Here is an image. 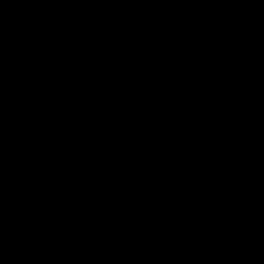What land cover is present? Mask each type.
Returning <instances> with one entry per match:
<instances>
[{"label":"rangeland","instance_id":"374dc122","mask_svg":"<svg viewBox=\"0 0 264 264\" xmlns=\"http://www.w3.org/2000/svg\"><path fill=\"white\" fill-rule=\"evenodd\" d=\"M244 1L250 17L256 20L253 22L256 38L248 41L250 55L239 54L235 68L230 70L223 54L226 48L214 42L215 32L213 37L209 32L195 38L192 25L186 22L185 26V19L190 24L196 20V11L215 9L199 1H193L191 7H173L168 12L158 10L160 14L184 19L181 21L183 37L178 41L182 43V50L177 51L156 48L151 41L158 34L129 30L121 0L101 4L99 8H92L89 0H0V29L4 30V35L0 30V76L2 67L5 73L15 47L27 34L54 36L72 32L85 40L104 37H112L117 42L133 40L134 48L145 51L139 55L135 68L147 75L141 78L147 92L141 96L137 91L144 86L141 80L132 78L138 88L130 90L127 96L133 104L135 99L140 101L153 95L154 90L161 91L158 97L148 98L146 108L131 104L128 118H131L132 128L121 141L124 148L133 142L128 150L132 156L125 153L124 148L99 150L92 148L93 145H89L85 155L81 154L74 145L85 137V132H80L84 128L67 134L63 122L57 118L20 124L9 103L1 99L4 145L0 144V167L4 163V175L9 176L0 184V202L4 200L2 220L7 219V223L22 215L26 225L43 224L39 232L35 230L26 238L21 249L29 245L31 250L40 251L50 238L51 247L56 246L53 259H57V251L64 252L61 258L70 262L68 257L73 255L75 259L80 256L77 250H82L99 258L98 264H127L128 261L129 264H176L167 262L168 255L162 256L167 252L162 243L157 244L160 241L155 237L159 230L168 227L166 220L171 217L168 213L182 203L184 194H191L192 176L199 172L194 166V155L200 153L198 158L205 160L206 145L221 143L224 146L235 140L223 133L225 124L220 112L226 104L220 98L235 90L226 89L224 85L233 79L244 80L246 84L250 80L264 79L263 70H254L264 69V0ZM191 8L195 9L194 13ZM77 9L85 13L74 23L50 26L53 29L44 25L53 15ZM225 14L226 11L216 12L213 16L219 20L234 19V13L227 17ZM232 61L235 62L234 56ZM179 78V86L170 91L157 87L178 83ZM240 102L231 104L232 109L238 108ZM117 130H112V134H120ZM129 138L131 141L126 142ZM142 144L147 148L142 149ZM135 146L138 149H134ZM24 148H28L31 155L23 153ZM143 170L147 171L144 184L142 175L134 174ZM70 171L77 173L58 181L57 177H52ZM118 181L120 185H116ZM142 184L147 187L146 191L138 190ZM61 201L69 207L68 211L62 209ZM28 251L27 248L23 254L33 253ZM175 251L174 245L171 258H175ZM10 263L23 264V260Z\"/></svg>","mask_w":264,"mask_h":264},{"label":"crops","instance_id":"0c3cea01","mask_svg":"<svg viewBox=\"0 0 264 264\" xmlns=\"http://www.w3.org/2000/svg\"><path fill=\"white\" fill-rule=\"evenodd\" d=\"M121 1V5L126 8L124 16L129 30L139 29L143 31L142 33L158 34L151 41L158 49L182 50L180 45L182 43L178 41L183 37L181 36L184 29L181 22L184 21L183 17L166 16L160 14L158 10L168 12L175 3L177 8L191 7L193 1L197 0ZM198 1L205 6L212 5L215 9L212 12L211 10L195 12V9L191 8L193 13L198 15L197 22L195 20L190 24V21L185 19V26L186 22L189 26L192 25L195 29V38L209 32L213 33V37L215 32L217 37L213 38L214 42H220L226 48L223 53L226 56L225 63L228 69L233 70L239 54H243L244 57L250 55L248 43L256 38L253 32L255 28L253 22L256 20L250 17L244 0ZM224 11L226 17L234 13V19L219 20L210 16L214 18L211 22L200 21L205 14L213 15ZM217 20L221 25L215 26ZM0 30L4 35V30ZM233 56L235 62L232 61ZM2 68L0 102L1 99L4 100V66ZM254 70L264 71L260 68ZM227 82L228 84L224 85L226 89L235 90L226 94L232 102L226 104L220 114L225 124L223 133L235 140L224 146L221 143L206 145L208 153L203 155L206 157L205 160L198 158L201 157L200 153L194 155V166L198 167L199 172L192 176L191 194H184L187 199L184 204L189 206L177 207L175 238L169 235L172 225H169V218L166 220L168 227L162 229V247L174 245L176 247L175 258L170 257L171 252L162 255L164 257L168 255L167 262L264 264V79L250 80L247 81L248 84L244 83V80L237 82L236 79ZM253 91L256 93L251 94ZM237 101H241L239 107L232 109L231 104ZM0 144L4 145V106L1 105ZM3 169L4 163L0 171ZM1 172L0 184H3L4 179H9L6 178L9 176L4 175V170ZM2 216L4 200L1 199L0 251L39 224L26 225L27 222L21 219L22 215L4 224ZM14 259L11 261H16Z\"/></svg>","mask_w":264,"mask_h":264},{"label":"trees","instance_id":"16d2710c","mask_svg":"<svg viewBox=\"0 0 264 264\" xmlns=\"http://www.w3.org/2000/svg\"><path fill=\"white\" fill-rule=\"evenodd\" d=\"M89 1L92 8H99L101 4H110V1H113L112 4H114L116 0ZM173 7H176V3L171 8ZM84 13L85 10L77 9L70 13L56 14L44 22V25L50 28L53 25L63 26L68 23L71 24L76 21L79 15L83 16ZM210 16L213 15L205 14L200 21L211 22L214 18ZM217 22L218 20L215 26L221 25V23ZM252 41H255V38L250 40V42ZM154 51L156 53L161 52L160 50ZM141 53L145 54V51L140 48H134L133 40L117 42L112 37H104L100 40H85L72 32L70 34L67 33V35L56 34L54 36L27 34L24 41H20L17 44L14 55L10 59L4 73V100L9 103L10 109L20 124H30L57 118L63 122V127L67 134L73 133V130L84 128L80 132H85V137L81 141H76L74 145L75 149L82 151L81 154H86L90 148L89 145H93L92 148L97 147L99 150L116 147L124 148V142L121 140L126 138L124 134L128 136L130 127L132 128L131 118H128L131 116L132 99L130 100V96L127 95L131 94L130 90L138 88L133 85L132 78L141 80V78L147 76L144 72L139 71L140 68L139 70L137 67L135 68ZM180 81L181 78H179L178 83H168L157 87L167 92L177 88ZM134 83L136 84L137 81H134ZM140 84L144 88H140L137 92L141 96H145L147 92L146 85L143 80L140 81ZM152 85L156 86L157 84ZM159 92L161 91H158V89L154 90L151 96L158 97ZM227 96H221L220 99L223 101L222 103L229 105L232 99L230 102ZM149 97L146 96L140 101L135 99L132 105H142L143 108H146L150 101ZM152 100L155 101V99ZM117 128L121 131L120 134L115 135L117 132L112 134L111 131H118ZM80 132L77 134L79 135ZM132 135L133 133L129 134L131 137ZM130 141L129 138L126 142ZM130 143L132 144L133 142ZM131 144H126L125 153L132 148ZM145 145L142 144V149L146 147ZM134 149H138V146H135ZM23 153H30L31 155L28 148H24ZM128 153L131 154L130 152ZM77 171L79 172V168ZM76 173L75 171H70L69 173L56 174L52 177H57L56 181H58ZM136 173L142 175V183L145 182L147 171H136L134 174ZM63 182L66 183V180ZM129 183L131 184V182ZM118 184L119 181L116 185ZM143 184L138 190L143 189L146 191L147 187ZM180 201L182 203L178 206L181 208L189 206V204H184V202H187L185 197ZM61 206L62 209L69 210L65 202L61 201ZM177 207L168 214L171 216L168 219L169 225L172 224L170 225L171 231L169 235L171 234L174 238ZM6 220H4V223ZM160 220L165 222L166 219H159L158 221ZM47 222H50V219ZM42 225L41 223L38 226L36 225L4 247L0 251V264H11L10 261L13 259V255H15V259L17 257V263L23 260V264L28 261V264H98V262H101L98 260L99 258L82 250H77L80 255L77 258L73 259V255L70 256L72 258L68 257L67 260L70 262L61 258L64 252L61 254V252L57 251V259H53V251L56 246L51 247L50 238L47 242L48 244L43 249L41 248L40 251L31 250L27 243L28 246L24 247L25 249H21L26 238L32 236L35 230L36 233L39 232ZM159 231L155 240L158 238L160 242L157 244L162 243L163 245V241H161L162 230ZM27 248L29 250L28 253L31 251L33 253L27 255L26 252L23 254ZM171 249L172 246H165L167 253H170ZM127 264H129V261Z\"/></svg>","mask_w":264,"mask_h":264}]
</instances>
